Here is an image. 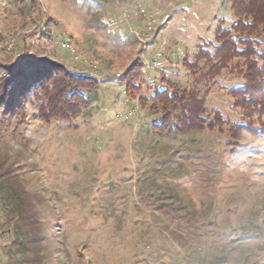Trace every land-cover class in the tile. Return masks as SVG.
I'll list each match as a JSON object with an SVG mask.
<instances>
[{
  "label": "rangeland",
  "instance_id": "374dc122",
  "mask_svg": "<svg viewBox=\"0 0 264 264\" xmlns=\"http://www.w3.org/2000/svg\"><path fill=\"white\" fill-rule=\"evenodd\" d=\"M235 20L226 0H0L4 61L62 63L99 80L73 120H43L33 97L18 136L15 122L0 126V172L20 174L43 223L31 264H264V134L243 130L233 145L226 124L154 129L164 88L193 87L208 113L241 120L229 90L242 77L184 65ZM49 28L52 45L40 40ZM138 58L142 88L126 92ZM1 196L0 264H30Z\"/></svg>",
  "mask_w": 264,
  "mask_h": 264
},
{
  "label": "trees",
  "instance_id": "16d2710c",
  "mask_svg": "<svg viewBox=\"0 0 264 264\" xmlns=\"http://www.w3.org/2000/svg\"><path fill=\"white\" fill-rule=\"evenodd\" d=\"M226 1L231 4L235 22L226 28L217 27L214 39L206 44H197L193 59H186L184 65L192 75L201 72L200 75L209 79L215 78L223 69L242 77L243 82L229 90L232 107L239 109L241 120H229L219 110L213 111L212 115L208 113L205 97L193 87H176L173 91L156 89L153 94L156 102L152 108L161 113L154 124V129L160 134L221 129L226 124L232 139L229 144L233 145L237 144L243 130L255 136L264 134V122L261 120L264 115V0ZM47 31L40 40L52 45L51 28ZM2 44L0 126L8 128L11 122H15L12 136H18L24 127L27 100L35 97L39 101L38 113L43 120L69 121L75 119L89 102L83 91L93 90L99 85L95 76L75 73L62 63L32 61L18 55H7L11 62L4 61L1 54L7 44ZM143 67V60L138 58L126 72V92L142 88L138 79ZM157 102L162 108H158ZM19 175L9 168L0 172V193L9 218L16 224L14 244L25 255V261L31 264L30 255L37 261L42 252L41 247L35 249L33 245L44 240L43 223L35 211L33 198L30 201L27 190L21 185Z\"/></svg>",
  "mask_w": 264,
  "mask_h": 264
}]
</instances>
